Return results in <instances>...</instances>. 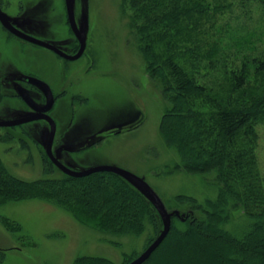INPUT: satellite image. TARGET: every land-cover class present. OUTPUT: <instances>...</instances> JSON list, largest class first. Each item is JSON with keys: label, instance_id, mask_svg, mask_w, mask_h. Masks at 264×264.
Wrapping results in <instances>:
<instances>
[{"label": "rangeland", "instance_id": "1", "mask_svg": "<svg viewBox=\"0 0 264 264\" xmlns=\"http://www.w3.org/2000/svg\"><path fill=\"white\" fill-rule=\"evenodd\" d=\"M207 2L211 3L212 13L201 15L198 24L192 23L187 29L192 31L193 40L185 38L184 49L189 45L196 48V52L207 54L220 48L219 54L228 66L239 64L245 57L251 58L263 50L264 0ZM74 4L80 24L88 32V48L87 54L71 62L70 68L79 78L74 79L73 87L82 88L81 96L72 100L67 94L57 101L54 110L57 137L60 142L82 143L104 129L106 135L91 147L72 154L65 152L73 163L70 167L84 170L96 165H115L127 169L143 177L167 205L177 194L200 201L215 198L217 187L209 179L212 175L172 172L180 157L175 149L166 145L159 131L169 102L162 92L161 82L154 79L148 69L137 31L140 21L133 20L135 8L130 0H74ZM0 7L20 21L28 17L38 26L35 29L39 32L47 30L56 36L69 34L64 24L65 0H0ZM0 59L1 68L45 70L57 80H54L57 88L70 86L69 79L64 80L62 60L43 47L8 37L1 28ZM205 60L202 65L206 64ZM223 69L218 68L208 76L216 89L229 86L228 74ZM87 73L86 78L82 77ZM255 80L252 78L250 83L254 84ZM11 102L3 99L0 111L11 114L8 107L4 108ZM5 118L8 117L0 115V120ZM43 122L37 125L44 128V137L33 125H28L30 134L20 128H0V137L8 134L13 137L0 139V155L9 170L21 178L44 177L43 153L48 125ZM116 129L124 131L116 132ZM257 129V164L264 176V124L260 123ZM57 170L54 176L62 174ZM5 218L20 223L22 229L19 232L8 229L3 221ZM110 240L121 245L115 246ZM145 240L144 235L103 234L80 222L64 207L43 199L7 202L0 206V248L3 252L0 264H73L79 255L105 256L122 264L124 252L137 250L141 253ZM186 243L184 250L189 245L187 240ZM187 255H174L168 264H183V257Z\"/></svg>", "mask_w": 264, "mask_h": 264}, {"label": "trees", "instance_id": "2", "mask_svg": "<svg viewBox=\"0 0 264 264\" xmlns=\"http://www.w3.org/2000/svg\"><path fill=\"white\" fill-rule=\"evenodd\" d=\"M130 2L133 20L140 21L137 31L148 69L169 102L159 131L180 157L172 172L212 175L209 179L217 187L216 197L205 201L177 194L169 205L165 202L179 214L173 215L171 231L143 264H168L174 255L186 254L183 264H264V176L256 156L257 126L264 124V47L228 66L220 48L207 54L189 45L184 49L185 38L193 40L187 29L198 24L201 15L212 13L207 0ZM218 68L228 74L226 89H216L208 77ZM54 172L47 160L44 177L27 180L13 174L0 155V206L47 200L103 234L144 235L145 248L161 232L163 223L155 207L123 177L109 171L82 177ZM3 221L14 232L22 229L9 218ZM139 254L124 252L122 264ZM73 264L116 263L105 256L79 255Z\"/></svg>", "mask_w": 264, "mask_h": 264}, {"label": "flooded vegetation", "instance_id": "3", "mask_svg": "<svg viewBox=\"0 0 264 264\" xmlns=\"http://www.w3.org/2000/svg\"><path fill=\"white\" fill-rule=\"evenodd\" d=\"M65 8H66L67 14L65 15L66 20H65L64 24L68 27L69 34H66V35L63 34V35L56 36V35H54V33H49V31H47V30L42 31V32L37 31L35 29V27H38V26L34 25V21L30 20L28 17L26 20L20 21V19L17 16L15 18L14 16L7 14L6 11H4L0 7V11L4 12L9 17V21L11 22V24L15 28H17V29L29 34V35L35 36L37 38H40L41 40L46 41L47 43H49V44L55 46L56 48L60 49L64 54H60L50 47L39 45V44L33 43L31 41L25 40V39L17 36L13 32H11L3 24V22L0 20V28H1L2 32L4 31L5 33H7L8 37L19 39L20 41H26V42L32 43L34 45L43 47V48L51 51L56 56V58L62 60V62L64 64L63 65L64 66L63 70H64V74H65L64 80L69 79V81H70L69 82L70 86H68V87L61 86L60 88H57L55 85L57 80H55V78L53 76H51L50 73H48L45 70L44 71L43 70L26 71V70L18 68V67H16V68L11 67L9 69L6 67L5 68L0 67V103L5 98H7V100H10V102L12 101L11 105H5L4 106V108L8 107V110L10 112H12L11 114L6 115L4 112L0 111L1 116L8 117L5 119H2V121H10V120H15V119H18L21 117H28V116L39 115V114H47V115L51 116V118L55 121L56 116H55L54 110L56 109L57 101L59 99L64 98L67 94H69L71 96L72 100L77 99L78 97L81 96L82 88L77 89V87H73L74 79H79V78L76 77V74L72 73V70H70V68L72 67L71 62H74L75 60H79L80 58H83L87 54L88 32H87V37H86L87 43H86L85 52L78 59H70L68 56H73L78 52V50L81 46V42H80L76 32L73 30L72 25L70 23L69 15H68L67 7H66V1H65ZM19 12H20L19 14H22L21 10ZM76 20H77V25H78L79 29L80 30L84 29V28H82V26L80 24V19L77 16V14H76ZM0 61H2V60L0 59ZM0 64L2 65V63H0ZM89 66L91 67V64ZM89 71L90 70H88V72ZM88 74L89 73H87L86 76L82 75V77L86 78L88 76ZM82 77L80 79H82ZM37 80H41V81L45 82L50 87V89L53 93V98H54L53 104H52L51 108L48 110H44V107L48 103V99H49L48 95L41 88V86L37 83ZM22 93L26 94L29 97V99L26 100L23 97ZM1 108H3V107H1ZM40 121H44L45 123H47L48 133L46 136H48L50 133L51 126H50V122L46 118H41L38 120L18 124L15 126H0V128L1 129L7 128V129H12V130H14V128H16V129L20 128L21 131H23V132L25 131L28 133V131H29L28 125H33L34 128H36L38 130V134L40 136H43L44 128H39L37 125V123H39ZM55 124H56V134H55L54 143H53V153L63 164H65L68 167H70V163H72V162L69 160V158H67L65 152H67V154H72V153H75V151L78 152L79 150L91 147L94 144H96L97 142H100L104 138V136L106 135V133H105L106 129H104L100 132H97L96 135H92V136L88 137L82 143L71 142V141L69 142V140L67 142H66V140H63L62 142H60V138L57 137V123H56V121H55ZM115 131L120 132V131H124V129H116ZM28 134H30V133H28ZM7 136L9 137L10 134H8ZM9 138H13V137L10 136ZM58 138H59V140H57ZM46 139H47V137H46ZM43 160H44V170H45L46 162H47V160H49L54 166L55 173H56V169H58L57 171H59V172L61 171L62 173H64L50 159V157L48 156V154L46 152L45 146H44ZM70 168H72V167H70Z\"/></svg>", "mask_w": 264, "mask_h": 264}, {"label": "water", "instance_id": "4", "mask_svg": "<svg viewBox=\"0 0 264 264\" xmlns=\"http://www.w3.org/2000/svg\"><path fill=\"white\" fill-rule=\"evenodd\" d=\"M66 1V7L69 15V20L72 25L73 30L76 32L80 42L81 46L78 50V52L73 55V56H68L70 59H78L80 58L83 53L85 52L86 49V37H87V29H79L77 25V20H76V12H75V4L74 0H65ZM0 20L3 22V24L14 34L17 36L31 41L33 43L43 45L50 47L57 51L60 54H64L60 49L56 48L55 46L47 43L44 40H41L40 38H37L35 36L29 35L17 28H15L11 22L9 21V17L4 13L0 11ZM82 26V25H81ZM83 28V27H82ZM37 83L41 86V88L47 93L48 95V103L44 107V110H48L51 108L53 104V93L50 89V87L43 81L37 80ZM23 97L28 100L29 97L22 93ZM41 118H46L50 122V133L47 136V139L45 141V149L50 157V159L54 162V164L60 168L65 174L70 175V176H75V177H82L86 176L89 174H92L94 172H99V171H109L113 172L121 177H123L125 180H127L132 186H134L139 192H141L147 200L155 207L157 210L162 223H163V228L161 232L158 234V236L152 241L149 246H147L137 257L132 259L128 264H143L145 263L154 253V251L161 245V243L164 241V239L167 237L169 232L171 231L172 228V217L175 214H179L178 211H170L163 199L160 197V195L156 192V190L141 176L127 170L124 168H121L119 166L115 165H96L84 170H76L73 168H70L63 164L53 153V143H54V138L56 134V124L55 121L51 118V116L47 114H39V115H32L28 117H21L15 120H10V121H2L0 120V126H15L18 124L38 120Z\"/></svg>", "mask_w": 264, "mask_h": 264}]
</instances>
